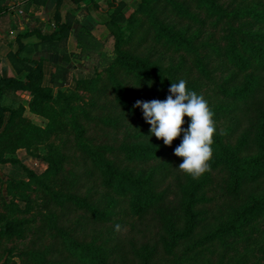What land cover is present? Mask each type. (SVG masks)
I'll return each instance as SVG.
<instances>
[{
    "label": "trees",
    "instance_id": "trees-1",
    "mask_svg": "<svg viewBox=\"0 0 264 264\" xmlns=\"http://www.w3.org/2000/svg\"><path fill=\"white\" fill-rule=\"evenodd\" d=\"M125 6L106 22L112 57L80 34L71 56L90 74L74 87L67 68L46 87L41 62L10 55L25 80L0 79V164L26 150L47 168L0 188V263L16 249L6 242L29 239L19 264H264V0H138L124 26ZM73 24L57 12L53 33H33L67 60ZM180 79L214 112L198 180L178 169L182 135L165 146L134 107Z\"/></svg>",
    "mask_w": 264,
    "mask_h": 264
},
{
    "label": "crops",
    "instance_id": "crops-1",
    "mask_svg": "<svg viewBox=\"0 0 264 264\" xmlns=\"http://www.w3.org/2000/svg\"><path fill=\"white\" fill-rule=\"evenodd\" d=\"M120 3L126 5L127 13H132L138 0H0V79L15 77L25 80V73L19 74L10 60V55H17L41 62L44 86L53 87V76L60 67L70 71L65 87H74L76 76L90 74L83 60L71 56L81 52L78 45L80 34H89L99 40L107 37L110 32L106 22ZM57 12L62 23H66L68 18L74 21L67 43V55H70L67 60L62 53L44 52L41 38L33 33L37 28L43 34L53 33ZM62 83L59 80L57 84ZM18 95L27 107L29 95ZM25 116L42 127L47 124L45 119L30 113L28 107Z\"/></svg>",
    "mask_w": 264,
    "mask_h": 264
},
{
    "label": "clouds",
    "instance_id": "clouds-1",
    "mask_svg": "<svg viewBox=\"0 0 264 264\" xmlns=\"http://www.w3.org/2000/svg\"><path fill=\"white\" fill-rule=\"evenodd\" d=\"M168 91L163 101L138 100L134 107L142 109L145 122L151 126V136L162 140L165 146L171 147L182 135L174 150V155L182 158L178 169L198 180L211 172L213 138L217 133L214 112L202 95L187 88L184 79L172 82ZM116 227L118 230L119 225Z\"/></svg>",
    "mask_w": 264,
    "mask_h": 264
},
{
    "label": "rangeland",
    "instance_id": "rangeland-1",
    "mask_svg": "<svg viewBox=\"0 0 264 264\" xmlns=\"http://www.w3.org/2000/svg\"><path fill=\"white\" fill-rule=\"evenodd\" d=\"M129 15H131V13H128L127 17L122 22V25L125 26L127 19L130 17ZM108 36L100 40L96 38L101 43L100 47L103 46L102 50L99 51L98 53L104 51L107 53V55L112 57L114 40L110 39ZM98 136H99V133H98ZM45 152H46V149L44 147H41V154L44 155ZM11 159H16V163L10 162L7 164H0V188H1L2 194H5V186L8 181L21 180V179L26 178L27 172L24 170V167H27L37 173H42L47 168V166L45 165L42 159L32 157L30 153H28L26 150H19ZM261 227H262V230H264V224H262ZM261 234L262 233L256 234L253 237V239H251L248 242L240 243L239 248L241 249V251H243V249L246 246H254V242L260 239ZM262 239H263V242H262L261 247L264 249V235H262ZM28 242H29V239L28 240L27 239L14 240V241H11L10 243L6 242L8 247H14L16 249L12 256L10 257H8V255L3 256L1 258V261L3 262L5 259L6 260L9 259V262L7 264H19L20 258L16 255L19 251H21L28 244ZM256 251L258 252L259 250L256 249ZM257 255L261 256L262 253L261 254L257 253ZM0 264H3V263H0Z\"/></svg>",
    "mask_w": 264,
    "mask_h": 264
}]
</instances>
